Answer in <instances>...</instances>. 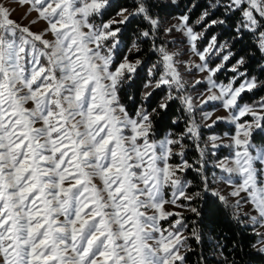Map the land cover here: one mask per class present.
<instances>
[{
	"label": "snow or ice",
	"instance_id": "obj_1",
	"mask_svg": "<svg viewBox=\"0 0 264 264\" xmlns=\"http://www.w3.org/2000/svg\"><path fill=\"white\" fill-rule=\"evenodd\" d=\"M14 2L44 26L0 4V264H264V0Z\"/></svg>",
	"mask_w": 264,
	"mask_h": 264
},
{
	"label": "trees",
	"instance_id": "obj_2",
	"mask_svg": "<svg viewBox=\"0 0 264 264\" xmlns=\"http://www.w3.org/2000/svg\"><path fill=\"white\" fill-rule=\"evenodd\" d=\"M185 2H188V0H185ZM192 3H199L200 5H203L206 3V0H191ZM183 10V4L181 5L180 9H176V12L182 11ZM200 11V8H197L194 10V15H198ZM129 35H131V33H129ZM240 45H237V48H239ZM250 71H252L253 74H258L259 72V68L258 66L255 64V62L252 63L251 69ZM141 75H143V73H141ZM231 73H223L220 75V79L221 80H226L228 78V76H230ZM262 79H264V77H261ZM259 95H264V92H258L256 93V96ZM254 99V96L252 94H245L244 96V101L245 102H251ZM173 110H176V105L172 106ZM224 128H228V126L221 124L219 125L215 131H219L222 132L224 130ZM254 140L256 141L257 144H260L261 142H264V135L262 134H257L254 137ZM227 152V151H226ZM221 156L225 154V151L222 150L221 151ZM194 154L192 151L189 152V156L192 157ZM195 175V173H189L188 174V178L192 179V177ZM221 233L225 234L227 236V243L229 245V248L231 247V243L235 240V241H241L243 243H247L249 240L252 239V237L247 233L244 232L242 229L236 227V226H220L216 228V234L220 235ZM211 237H208V240L211 241ZM205 249L207 251V246H205ZM225 252L227 253V249L225 250ZM218 259H222L221 257H218ZM197 260V257L195 254H190L189 256V264H194V262ZM257 264H262V262L257 261Z\"/></svg>",
	"mask_w": 264,
	"mask_h": 264
},
{
	"label": "rangeland",
	"instance_id": "obj_3",
	"mask_svg": "<svg viewBox=\"0 0 264 264\" xmlns=\"http://www.w3.org/2000/svg\"><path fill=\"white\" fill-rule=\"evenodd\" d=\"M0 4H3L12 10L11 11V18L13 20H15L18 23H21L24 26H30L33 31H37L44 26V22H42V21H38L36 24H31V21L36 18V13L32 12L31 14H28V5L27 4L21 5L19 3L14 2V0H0ZM201 90H202V88H201ZM218 115L222 116V115H225V113L223 112V110L216 112V113H214L213 118H215V116H218ZM227 130H228V128H224L223 131H227ZM216 132L222 133L219 131H216ZM224 151L226 154L227 150L224 149ZM245 210H247V209H245ZM261 230L264 231V229H261Z\"/></svg>",
	"mask_w": 264,
	"mask_h": 264
}]
</instances>
